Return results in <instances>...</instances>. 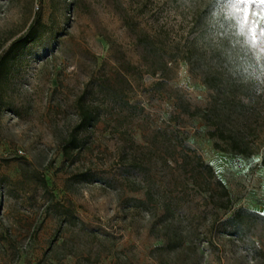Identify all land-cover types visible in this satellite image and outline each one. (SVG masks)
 <instances>
[{
    "label": "rangeland",
    "instance_id": "1",
    "mask_svg": "<svg viewBox=\"0 0 264 264\" xmlns=\"http://www.w3.org/2000/svg\"><path fill=\"white\" fill-rule=\"evenodd\" d=\"M38 7L44 27L0 75V264H264V222L242 236L225 223L235 207L264 215V0H0V55ZM201 25L238 56L249 86L239 127L253 155L217 149L210 127L176 108L178 95L210 99L188 63L165 54L164 76L144 63L139 36L169 50ZM79 101L101 117L67 156ZM184 150L213 167L231 210L178 164ZM174 231L185 241L172 249Z\"/></svg>",
    "mask_w": 264,
    "mask_h": 264
},
{
    "label": "trees",
    "instance_id": "2",
    "mask_svg": "<svg viewBox=\"0 0 264 264\" xmlns=\"http://www.w3.org/2000/svg\"><path fill=\"white\" fill-rule=\"evenodd\" d=\"M42 8L38 7L34 13V17L27 29V32L14 40L0 55V75L8 65L12 53L26 44L32 42L38 35L41 27H44L42 21ZM198 25H193L191 31L194 32ZM200 26V25H199ZM201 33L195 37H187L184 43H175L169 50L160 48L156 45L150 36H139L138 43L144 48V63L149 66V71L156 74L166 75L168 69L167 62L163 57L167 54L170 60H182L188 63L192 72L201 77V80L207 88L211 90L210 99L205 107L192 106L189 101H185L182 95L175 97V106L180 112L189 116L201 118L209 127L207 133L214 140V146L221 151H232L238 154L250 156L255 154L245 137L241 134L242 129L239 127L240 117L244 116L248 104L245 98L249 96V86L245 83L244 73L236 66L239 63L238 56L234 52L229 51L226 40L223 37H208L206 32L208 25H201ZM158 84H161L158 83ZM110 94V93H109ZM121 96L112 91L108 99L116 102ZM79 119L76 125L70 131L67 139L62 143L63 153L70 155L73 150L79 149V133L85 129H91L100 120V112L96 107H90L79 101ZM170 136V135H169ZM221 140V143L219 142ZM224 143V145L222 144ZM182 147H188L183 144ZM176 150L175 146L168 149ZM182 164L185 168L191 165L194 173L203 175L204 184L212 189L211 194L217 197L215 200L219 208L231 210L232 201L229 197L228 189L224 182L215 176L213 167L205 163L197 154L189 155L184 150ZM174 152V151H172ZM261 153L260 165L264 168V146ZM188 170V169H187ZM214 180L215 187L213 186ZM45 190H48L46 181H41ZM213 191L215 193H213ZM139 202L144 204L140 199ZM165 216L174 215L176 207L172 204L165 203L163 205ZM261 219L264 222V215L244 207H235L230 215L225 219V223L230 226V234L242 236L245 231L244 225L250 221ZM184 239L178 235L177 231L173 234L166 233V246L169 248L181 247Z\"/></svg>",
    "mask_w": 264,
    "mask_h": 264
}]
</instances>
